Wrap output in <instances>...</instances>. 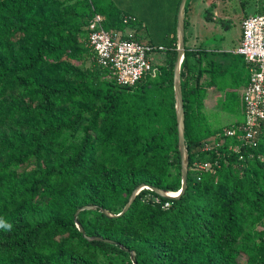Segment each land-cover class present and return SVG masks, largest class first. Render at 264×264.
<instances>
[{
	"label": "trees",
	"instance_id": "obj_1",
	"mask_svg": "<svg viewBox=\"0 0 264 264\" xmlns=\"http://www.w3.org/2000/svg\"><path fill=\"white\" fill-rule=\"evenodd\" d=\"M100 3L0 0V220L11 225L0 227V264H134L131 250L137 264H264V122L254 142L209 127L200 82L214 52L202 46L186 45L181 67L185 193L145 188L121 216L100 210L119 214L142 183L182 186L177 31L167 45L146 43L166 50L156 76L121 85L98 63L89 23L100 14L106 31L142 41L124 33L127 14ZM209 62L216 72L220 62ZM221 108L244 118L236 90ZM85 205L98 206L78 214L86 235L115 243L81 233L75 214Z\"/></svg>",
	"mask_w": 264,
	"mask_h": 264
},
{
	"label": "rangeland",
	"instance_id": "obj_2",
	"mask_svg": "<svg viewBox=\"0 0 264 264\" xmlns=\"http://www.w3.org/2000/svg\"><path fill=\"white\" fill-rule=\"evenodd\" d=\"M211 0H189L187 9V26H186V45L202 46L214 52L212 55L216 61L223 58H230L227 51H231L232 47L237 46V37L240 33V20L249 15L258 13V6H261L262 0H222L218 3L219 19L213 24L203 25L209 2ZM245 2V4L243 3ZM101 6L113 4L123 14H127L129 23H127L124 33L131 35L136 33L143 43H151L159 45L161 43L167 45L169 43V35L167 29L170 26L171 15L175 13V21L177 18L178 0H101ZM241 41V39H240ZM237 48V47H236ZM166 50H160L155 47L152 51V61L164 62ZM211 56V55H210ZM243 57V56H242ZM244 58V57H243ZM245 61V59H244ZM246 62V61H245ZM87 65L90 61H87ZM223 74L228 78L235 79L231 74L237 71V68H229L223 65ZM248 73H250L249 65L246 63ZM228 73H225L227 72ZM216 67V72H210V76H214L215 82L224 80ZM230 73V74H229ZM203 112H207L203 104H199ZM211 110V109H210ZM207 119L210 120L209 127L216 128L229 125L234 122L239 114H234L223 109L217 112L207 113ZM242 117V116H241ZM244 262L245 258H239V262Z\"/></svg>",
	"mask_w": 264,
	"mask_h": 264
},
{
	"label": "built area",
	"instance_id": "obj_3",
	"mask_svg": "<svg viewBox=\"0 0 264 264\" xmlns=\"http://www.w3.org/2000/svg\"><path fill=\"white\" fill-rule=\"evenodd\" d=\"M258 11L243 18L241 41L235 48V52L245 58L250 69L249 82L241 93L244 122L225 128L220 137L238 134L239 139L254 142L264 122V0L258 6ZM124 22L129 23V18L125 16ZM89 44L98 63L109 68L121 85L132 86L146 74H156L150 57L154 48L106 31L100 14H95L89 23ZM216 143L220 144V141L217 139ZM209 146L206 143L204 148L208 149ZM202 167L210 168V164L204 163Z\"/></svg>",
	"mask_w": 264,
	"mask_h": 264
},
{
	"label": "water",
	"instance_id": "obj_4",
	"mask_svg": "<svg viewBox=\"0 0 264 264\" xmlns=\"http://www.w3.org/2000/svg\"><path fill=\"white\" fill-rule=\"evenodd\" d=\"M188 0H181L178 13H177V57L174 63V91H175V99H176V120H177V129H178V146L181 158V181L182 186L181 189L177 192L169 191L165 189H161L158 187H154L151 185H146L145 183L140 184L131 194L128 202L126 203L124 209L119 214H114L108 211L105 208H100V210L105 213L108 217H118L123 214L130 208L134 200L136 199L139 192L145 188L151 189L166 198H179L181 195L185 193V190L188 187V172H189V152L186 145L185 138V109H184V99H183V88H182V77H181V67L182 62L186 52V28H185V19H186V4ZM98 208L97 205H85L78 208L75 214V220L77 222V227L81 231V233L88 240H98V241H106L109 243H115L110 239H105L99 236H87L85 229L83 226L77 221L78 214L83 210H94ZM124 250H129L126 247L122 246ZM131 259L134 264H137L136 260V252L131 250Z\"/></svg>",
	"mask_w": 264,
	"mask_h": 264
},
{
	"label": "crops",
	"instance_id": "obj_5",
	"mask_svg": "<svg viewBox=\"0 0 264 264\" xmlns=\"http://www.w3.org/2000/svg\"><path fill=\"white\" fill-rule=\"evenodd\" d=\"M220 2L222 3V0H211L209 2V6L207 8V11L209 13L207 15V12H206L205 21H204L203 25H207L206 23L213 24L215 21L218 20V18L222 19L221 17H219V13H218V8L220 6H217L218 3H220ZM243 3L245 4V2H243ZM243 18H241L240 24H241ZM176 20H177V18H176ZM240 28H241V25H240ZM175 30L177 31V21H175V13H174L171 15L170 26L167 29V34L169 35V39H170L169 41H171L172 37L174 36ZM240 39H241V30H240L239 36L237 37V46L240 44ZM161 44H163V43H161ZM153 46H155V45H153ZM237 46L232 47V50L230 52L227 51L229 53L230 58L227 57V58H223L221 61L218 60V63L220 62V65H218V66L216 65V67H219L218 68L219 74L222 73V71H223V68H224L223 65H225L226 68L227 67L234 68V69L237 68V71H233V73L231 74L233 77H235V79L228 78L226 74L222 73L220 76L223 77L224 80H222L221 82H215V83L209 84V81L211 79L210 72H212V71H209L210 67H211V64L209 61L212 58V55L206 57V59H204V61L202 63V66L205 67L206 70L209 69V70H207L206 74L202 77V80L200 82V84H202L204 86V89L206 90V95L204 98V108L206 110H209V111L205 112L206 114L217 112L218 109L221 108L223 100L230 95L231 91L236 90L239 98H241V93L243 92L244 88L246 87V85L249 82V76L250 75H249L247 67H246L247 62H245L246 60L244 61V58L242 57L241 54H238L235 52V48ZM190 47H193V49H197L200 46H191L190 45ZM206 50H207V48H206ZM207 51H210V50H207ZM210 52H212V51H210ZM165 55H166V53H165ZM213 55H215V54L213 53ZM150 57L152 60L151 55H150ZM153 64L155 67H157L158 65L163 64V62H159V63L157 62V64L153 62ZM225 73H228V71ZM241 116H242V114L240 113V116L238 117V119H236L234 122H232L230 124L238 122ZM241 118L243 119V116ZM209 124L212 125V123H210V120L208 121V125ZM216 128H218V127H216Z\"/></svg>",
	"mask_w": 264,
	"mask_h": 264
},
{
	"label": "clouds",
	"instance_id": "obj_6",
	"mask_svg": "<svg viewBox=\"0 0 264 264\" xmlns=\"http://www.w3.org/2000/svg\"><path fill=\"white\" fill-rule=\"evenodd\" d=\"M126 24H127V23H126ZM91 48H92V47H91ZM153 48H154V47H153ZM154 49H155V48H154ZM161 50H162V49H161ZM153 66H154V64H153ZM154 68L156 69L155 66H154ZM148 74H152V73H148ZM156 74H157V70H156ZM156 74H155V75L152 74V75H153V76H156ZM146 75H147V74H146ZM146 75H145V76H146ZM145 76H144V77H145ZM144 77H143V78H144ZM143 78H142V79H143ZM142 79H141V80H142ZM141 80H140V81H141ZM140 81H139V82H140ZM139 82H138V83H139ZM136 84H137V83H136ZM136 84H135V85H136ZM135 85H132V86H135ZM128 86H130V85H128ZM240 100H241V98H240ZM241 105H242V101H241ZM242 110H243V107H242ZM243 119H244V118H243ZM234 124H235V123H233V124H229V125H226V126H222V128H223V130H224L225 128L230 127L231 125H234ZM216 140H217V138H213V139H212V141H214L215 143H216ZM205 144H206V143H205ZM207 144L210 145V143H207ZM209 148H210V146H209ZM175 192H177V191H175ZM0 227L11 228V225H10V224H6L3 220H0ZM78 264H79V263H78Z\"/></svg>",
	"mask_w": 264,
	"mask_h": 264
}]
</instances>
